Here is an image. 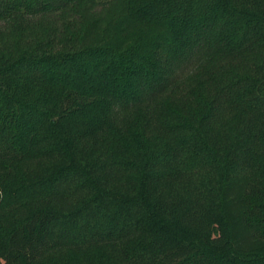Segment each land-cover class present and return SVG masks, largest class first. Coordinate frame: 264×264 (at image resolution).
I'll return each instance as SVG.
<instances>
[{
    "label": "trees",
    "instance_id": "16d2710c",
    "mask_svg": "<svg viewBox=\"0 0 264 264\" xmlns=\"http://www.w3.org/2000/svg\"><path fill=\"white\" fill-rule=\"evenodd\" d=\"M0 264H264V0H0Z\"/></svg>",
    "mask_w": 264,
    "mask_h": 264
}]
</instances>
